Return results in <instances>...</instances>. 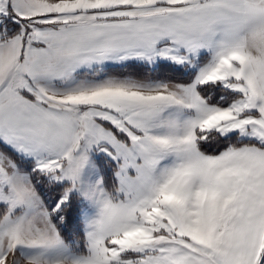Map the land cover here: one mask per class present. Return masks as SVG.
Instances as JSON below:
<instances>
[{
  "label": "snow or ice",
  "instance_id": "obj_1",
  "mask_svg": "<svg viewBox=\"0 0 264 264\" xmlns=\"http://www.w3.org/2000/svg\"><path fill=\"white\" fill-rule=\"evenodd\" d=\"M0 264H264V0H0Z\"/></svg>",
  "mask_w": 264,
  "mask_h": 264
}]
</instances>
